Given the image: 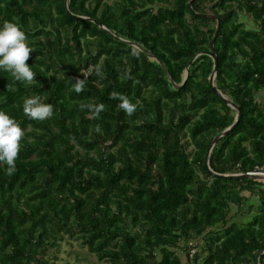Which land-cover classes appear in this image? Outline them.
Instances as JSON below:
<instances>
[{"label":"trees","instance_id":"trees-1","mask_svg":"<svg viewBox=\"0 0 264 264\" xmlns=\"http://www.w3.org/2000/svg\"><path fill=\"white\" fill-rule=\"evenodd\" d=\"M68 8L0 0V23L22 26L36 72L28 84L0 70V110L24 130L14 174L0 164V264H56L46 253L65 236L79 237L95 264H254L264 248V181L216 178L205 166L236 111L210 83L218 21L201 14L220 19L215 83L242 112L210 165L251 172L264 161V0H68ZM190 62L177 88L169 75L183 84ZM113 92L136 111L118 108ZM31 95L52 103L53 115L28 118ZM101 102L99 117L81 108ZM246 191L256 206L245 208ZM243 211L250 219L234 220ZM197 238L204 246L191 256Z\"/></svg>","mask_w":264,"mask_h":264},{"label":"clouds","instance_id":"clouds-1","mask_svg":"<svg viewBox=\"0 0 264 264\" xmlns=\"http://www.w3.org/2000/svg\"><path fill=\"white\" fill-rule=\"evenodd\" d=\"M33 50L20 24L12 19L0 23V70L10 73L16 81L30 84L36 76L33 67L27 63ZM95 71L97 75L102 74L99 66ZM87 75L84 73L85 78H77L73 83V89L77 93L84 91ZM112 97L120 101L118 108L123 109L126 114L132 115L136 111L137 105L131 102L128 96L113 92ZM81 108L89 109L93 117H99L105 109V104L87 103L82 104ZM23 112L30 119L43 121L53 115L54 106L52 103L43 102L39 95H31L23 101ZM100 130L97 125L96 131ZM23 136L24 130L20 123L7 111L0 110V164L7 165L8 175L16 171Z\"/></svg>","mask_w":264,"mask_h":264},{"label":"water","instance_id":"water-1","mask_svg":"<svg viewBox=\"0 0 264 264\" xmlns=\"http://www.w3.org/2000/svg\"><path fill=\"white\" fill-rule=\"evenodd\" d=\"M193 0H191V3H192ZM66 6L68 8V0H66ZM69 10V8H68ZM203 16H208V17H211V18H215L217 21H218V25H217V29H216V32H215V35L212 39V50L211 52H209L208 54L213 58V61H214V68H213V72L211 74V77H210V83L212 85V88H213V91L214 93H216L218 96H220L224 101H226V103L231 106L235 111H236V120L234 121V123L232 125H230L228 128H226L224 131H222L220 134H218L217 136H215L206 152V156H205V166L207 168V170L210 172V174H212L213 176H215L216 178H230V177H233V178H237V177H240V178H253V179H256V180H262L264 181V175H261V174H255V173H251V172H238V173H218V172H215L212 168H211V165H210V156H211V153L216 145V143L224 136H226L227 134H229L238 124L239 122L242 120V112H241V109L240 107L234 103L230 98H228L227 96H225L221 90H219V88L217 87L216 83H215V79H216V76H217V72H218V66H219V56H218V53L215 49V46H214V43H215V40H216V37H217V34L219 32V29H220V19L219 17L217 16H214V15H211V14H201ZM101 27H103L104 29H107L105 26L101 25L100 23H98ZM126 42L132 44V45H135L136 47H138L139 49L145 51L147 53V51L145 49H143L141 46H139L138 44L136 43H133L131 41H128V40H125ZM158 60V62L161 63V61L156 58ZM193 61V60H192ZM191 61V62H192ZM191 62L188 64L187 68H186V72H185V77H184V82L183 84L181 85H177L176 82L174 81V79L170 76L173 84L177 87V88H183L185 86V83H186V80L188 78V75H189V66L191 64ZM162 66L164 67V69L167 71V68L165 67V65L162 64ZM264 254V248H261V249H258L257 251H255L254 253V257H255V263L254 264H260V257L261 255Z\"/></svg>","mask_w":264,"mask_h":264},{"label":"rangeland","instance_id":"rangeland-1","mask_svg":"<svg viewBox=\"0 0 264 264\" xmlns=\"http://www.w3.org/2000/svg\"><path fill=\"white\" fill-rule=\"evenodd\" d=\"M250 24L252 25V21L246 19V25ZM259 99H264V92L259 93ZM246 195L249 196V199L251 200L245 205V208H248L250 203L255 206L258 204L256 196H250V192L248 191H246ZM235 211L236 209L234 208L233 212ZM253 211H256V208H253ZM249 219L250 216L247 217L246 211L239 213L234 218V220L239 222L247 221ZM194 243H197L199 251L203 249L204 242L200 238L195 239ZM177 252L181 255L183 262L186 263L187 250L178 249ZM46 258L55 261L56 264H95L97 262L95 255L89 252L88 248L82 244L81 239L72 236H65L58 246L51 247L46 253Z\"/></svg>","mask_w":264,"mask_h":264},{"label":"built area","instance_id":"built-area-1","mask_svg":"<svg viewBox=\"0 0 264 264\" xmlns=\"http://www.w3.org/2000/svg\"><path fill=\"white\" fill-rule=\"evenodd\" d=\"M251 173L264 175V161L262 164L257 165L255 170L251 171ZM194 241H191L189 243L191 256H193L195 254V252L197 251V248H198L197 243H194Z\"/></svg>","mask_w":264,"mask_h":264}]
</instances>
